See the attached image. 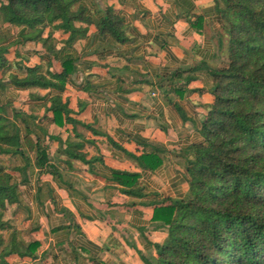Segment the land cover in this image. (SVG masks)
<instances>
[{
    "label": "crops",
    "instance_id": "crops-1",
    "mask_svg": "<svg viewBox=\"0 0 264 264\" xmlns=\"http://www.w3.org/2000/svg\"><path fill=\"white\" fill-rule=\"evenodd\" d=\"M80 2L88 10L111 7L119 12L126 20L129 40L118 44L91 28L87 38L74 44L79 53L77 70L63 98L69 101L72 118L105 132L117 146L80 126V137L70 140L84 144L87 157L70 159L64 152L69 132L44 117L45 102L21 99L46 96L50 90L0 89V106L9 105L10 119L13 109L20 112L16 123L23 133L28 127L36 142L37 136L45 138L42 130L47 129L64 143L48 141V166L42 168L35 163L37 153L29 152L25 143L28 164L21 156H1L28 169L19 185V203L3 216L10 227L0 233L8 238L16 229L26 244L40 243L33 259L14 260V264L155 263L156 245H162L168 234V227L154 219L155 209L164 199H179L188 192L185 152L204 142L201 129L213 101L209 69L227 65L222 16L217 0ZM19 30L0 24V31L11 36L0 43L9 46L6 57L39 64L46 72L50 56L41 43L10 45ZM61 46L58 43L57 49ZM188 68H194L191 74L196 79L183 92L163 81ZM144 154L160 163L143 166L144 160L135 157ZM114 171L138 174L141 195L124 193L128 188L115 183Z\"/></svg>",
    "mask_w": 264,
    "mask_h": 264
},
{
    "label": "trees",
    "instance_id": "trees-1",
    "mask_svg": "<svg viewBox=\"0 0 264 264\" xmlns=\"http://www.w3.org/2000/svg\"><path fill=\"white\" fill-rule=\"evenodd\" d=\"M217 3L227 36V65L209 69L213 101L201 129L204 142L190 145L185 152L188 192L179 199H164L155 209L154 219L168 227V234L162 245H156V262L148 264H264V0ZM3 23L20 28L17 40L10 45L41 43L50 60L44 72L41 65H29L27 60L10 61L6 57L9 46H0V89H49L46 96L31 94L21 99L45 102L44 117L69 132L64 152L70 159L85 161L87 157L82 152L84 144L70 140L80 137V126L117 146L105 132L72 118L63 93L77 70L79 53L74 44L87 38L91 28L118 44L127 42L125 18L111 7L88 10L80 0H0ZM10 37L0 31L1 44ZM58 43H62L59 49ZM193 69L176 70L163 81L183 92L196 79ZM175 79L179 80L176 85ZM8 107L0 106V231L10 227L3 216L19 203V185L25 182L28 169L1 156H21L28 164L25 143L29 152L37 153L35 163L42 168L48 166V141L64 144L47 129L42 130L45 138L37 136L34 142L28 127L23 133L16 123L20 112L13 109L10 119ZM141 158L145 167L160 163L152 155L135 157ZM138 177L126 171L113 172L115 183L128 188L123 191L128 194L141 195ZM19 235L16 229L8 238L0 233V264L35 256L39 241L26 244Z\"/></svg>",
    "mask_w": 264,
    "mask_h": 264
}]
</instances>
